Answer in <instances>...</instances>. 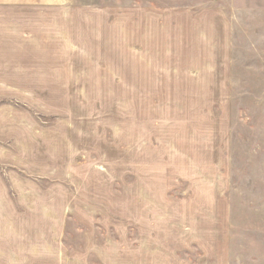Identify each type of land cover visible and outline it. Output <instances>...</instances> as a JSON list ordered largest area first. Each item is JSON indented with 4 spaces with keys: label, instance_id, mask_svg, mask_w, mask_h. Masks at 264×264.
I'll return each mask as SVG.
<instances>
[{
    "label": "rangeland",
    "instance_id": "rangeland-1",
    "mask_svg": "<svg viewBox=\"0 0 264 264\" xmlns=\"http://www.w3.org/2000/svg\"><path fill=\"white\" fill-rule=\"evenodd\" d=\"M0 264H264V0H0Z\"/></svg>",
    "mask_w": 264,
    "mask_h": 264
}]
</instances>
